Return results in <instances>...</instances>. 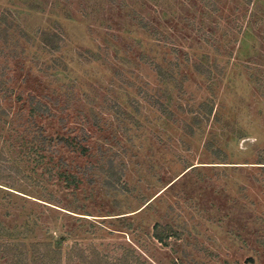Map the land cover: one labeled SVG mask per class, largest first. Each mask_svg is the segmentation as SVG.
I'll list each match as a JSON object with an SVG mask.
<instances>
[{
  "label": "rangeland",
  "instance_id": "rangeland-1",
  "mask_svg": "<svg viewBox=\"0 0 264 264\" xmlns=\"http://www.w3.org/2000/svg\"><path fill=\"white\" fill-rule=\"evenodd\" d=\"M0 139V264H264V0H0Z\"/></svg>",
  "mask_w": 264,
  "mask_h": 264
},
{
  "label": "trees",
  "instance_id": "trees-1",
  "mask_svg": "<svg viewBox=\"0 0 264 264\" xmlns=\"http://www.w3.org/2000/svg\"><path fill=\"white\" fill-rule=\"evenodd\" d=\"M158 66V65H157ZM32 115L34 116V112H32ZM18 139L20 140L21 144L18 146V149L22 151V155L20 157L21 160L25 159L26 156L28 158L35 157L33 167L36 169V167L41 166L44 164L46 160V145H50L54 143L55 138H52L51 136H43L45 137L43 146L35 141L29 142L30 139L25 138V136L18 135ZM81 139H78L75 136L67 137L66 139H63L61 144L65 145L66 147L70 149H76L79 154L86 155L88 153V150H86V147L83 146L82 143H80ZM58 141V140H57ZM4 142V141H3ZM0 139V147L3 143ZM27 146H30L31 149L27 151ZM3 149V148H2ZM7 158L5 156H0V162H6ZM264 165V163H260ZM2 169V168H1ZM6 171L7 174H4L3 172ZM22 175V176H21ZM60 179L65 183V187L69 188L74 186L75 189H77L79 180L74 177V175L69 174L67 172H61L58 174ZM29 176H26L24 172H22L21 169L15 170L14 164H3V169L0 171V185H6L5 187L16 190V188L20 185V183L24 180L26 182L29 180ZM2 183V184H1ZM158 242L164 243V238L161 234V232L157 231V228L155 230L154 236ZM55 245L53 241H42V242H34V243H26L21 242L18 245L17 244H11L6 246L7 253L9 254V257L11 258V261L9 264H26L25 262L28 261L31 258L32 264H62L59 258L60 250L58 251L55 248ZM29 248L32 249V254L29 255ZM132 252V251H131ZM79 256V259L82 262H88L87 258L85 256V252L78 248V246L74 247L70 258L74 259V256ZM21 256V257H20ZM130 257L123 258L121 260L120 264H126L129 263ZM28 264V263H27ZM88 264H110L109 259L106 256L98 255L95 262L90 261Z\"/></svg>",
  "mask_w": 264,
  "mask_h": 264
}]
</instances>
